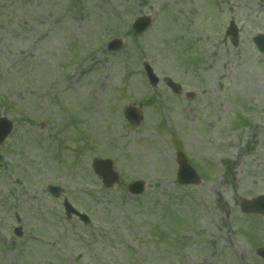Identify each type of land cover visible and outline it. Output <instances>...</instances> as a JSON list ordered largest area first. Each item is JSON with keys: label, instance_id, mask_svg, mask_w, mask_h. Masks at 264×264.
<instances>
[{"label": "rangeland", "instance_id": "1", "mask_svg": "<svg viewBox=\"0 0 264 264\" xmlns=\"http://www.w3.org/2000/svg\"><path fill=\"white\" fill-rule=\"evenodd\" d=\"M257 1L0 0V115L14 122L0 145V264H264V214L239 210L264 194V61L247 32L237 48L223 33L229 19L264 31ZM138 15L153 20L140 34ZM177 151L200 184L177 182ZM95 157L118 184H101ZM49 184L91 222L66 218Z\"/></svg>", "mask_w": 264, "mask_h": 264}, {"label": "water", "instance_id": "2", "mask_svg": "<svg viewBox=\"0 0 264 264\" xmlns=\"http://www.w3.org/2000/svg\"><path fill=\"white\" fill-rule=\"evenodd\" d=\"M150 23V20L146 17H139L135 21L133 27L136 29V31H142L147 27V25ZM110 48L116 49L120 46V41L116 40L110 43ZM146 71L147 75L150 79V81L155 84L157 82V78L153 74V71L151 68H149L146 65ZM167 84L173 89L178 90L179 86L169 80ZM125 116L130 122H134L135 124H138L141 120V116L138 114L137 110L133 107H127L125 109ZM6 119L2 118L0 120V142L4 139L5 135L9 131V124L5 121ZM178 172L177 177L178 181L180 183L184 184H193V183H199L200 179L193 170V168L187 163L184 155L182 153H178ZM93 167L95 169V172L102 178L104 184L106 186L112 185L113 182L116 180V174L111 169V162L108 160L101 161L95 159L93 162ZM143 188V185L141 182H135L130 185V191L137 193L140 192ZM49 191L54 195H59L61 189L59 187L51 186L48 188ZM64 205L66 208V212L69 213L70 211H74L71 207V205L67 202L66 199H64ZM241 210L243 212H263L264 211V197L259 196L258 198L248 201L243 200L241 203ZM81 218L86 219L85 215H80ZM19 231V228H18ZM17 232V230H16ZM19 234V233H18ZM258 253L264 257V250H259Z\"/></svg>", "mask_w": 264, "mask_h": 264}, {"label": "flooded vegetation", "instance_id": "3", "mask_svg": "<svg viewBox=\"0 0 264 264\" xmlns=\"http://www.w3.org/2000/svg\"><path fill=\"white\" fill-rule=\"evenodd\" d=\"M254 22H255V21H254ZM250 24H252V23H250ZM256 24H257V22L254 23V24H252V26H254V25H256ZM244 26H246L245 29H244V32H249L248 29L253 28V27H251V25H250V26L247 25V23H244L243 27H244ZM248 26H249V28H248ZM243 27H242V30H243ZM258 30H259V29H257V31H258ZM257 31H256V32H257ZM258 32L264 33L263 29H262V30L260 29ZM251 33H252V32H249V34H251ZM226 38H227V37H226ZM243 41H244V40H243ZM247 41H248V38H247ZM248 43H249V42H248Z\"/></svg>", "mask_w": 264, "mask_h": 264}]
</instances>
